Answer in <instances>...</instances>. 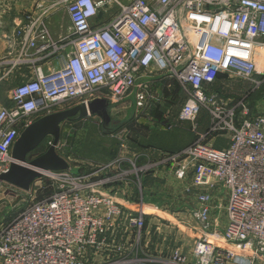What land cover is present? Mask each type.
<instances>
[{
  "label": "built area",
  "instance_id": "1",
  "mask_svg": "<svg viewBox=\"0 0 264 264\" xmlns=\"http://www.w3.org/2000/svg\"><path fill=\"white\" fill-rule=\"evenodd\" d=\"M62 12L70 24L55 36L50 18ZM1 24L0 84L12 86L0 105V184L16 140L42 116L96 99L110 113L139 112L113 134L121 153L107 164L78 175L43 170L28 192L14 186L28 200L0 222V264H93V251L101 264L154 261L138 252L158 212L143 201V182L161 173L184 184L177 195L196 223L190 255L175 246L161 264H264V98L256 110L250 103L264 89V0H52L8 32ZM237 83L247 94L225 96ZM178 95L175 119L168 102ZM186 123L195 139L182 150L126 153L138 132Z\"/></svg>",
  "mask_w": 264,
  "mask_h": 264
},
{
  "label": "rangeland",
  "instance_id": "2",
  "mask_svg": "<svg viewBox=\"0 0 264 264\" xmlns=\"http://www.w3.org/2000/svg\"><path fill=\"white\" fill-rule=\"evenodd\" d=\"M65 14L66 13L63 14V12L56 14L57 17H55V20L58 21L57 23L58 25H60V22L64 26L66 23H68L69 21L68 16ZM59 29L62 31L61 28ZM258 61H259V65L263 63V61H261L260 59ZM260 67L262 68L261 65ZM223 83H224L223 78L222 79L220 78L215 88L219 85H222ZM10 86H12L11 81L0 84V105H7L8 97H9V93H7L8 92L7 90L8 88H10ZM243 89H244L243 86L237 83L234 84L230 89H226L224 91V95L231 97L233 96L241 97L247 94V91ZM168 95L165 96L167 97V99L169 98ZM179 95L181 96L182 94ZM179 95L177 97L178 98L177 100L171 99L168 102L173 106L172 108L174 112L173 117L175 119H176L175 115L181 108L180 103L182 102L183 99V97L180 98ZM263 98H264V89L256 93H253V95H251L250 103H252L254 110H256L257 105ZM71 103L66 104V106L70 105ZM153 108L157 109V107H153ZM138 112L139 111L137 110L136 106L133 105H129L128 108L126 109L125 108L119 109L118 113L112 111L111 117L114 120L118 121L120 125L117 126V128H115V130H113V132L111 133H104L102 127L103 126L102 120L98 116H90V117L88 116L85 118H80L78 115L74 116V118L69 119L65 123H63V126L61 128V135L59 139L60 141L57 147V153L63 156L68 161L70 168L72 169V172L77 175L85 174L97 166H102L107 164V162L118 157L119 154L121 153L120 152L121 141L116 137H114L113 134L121 130L125 124L129 123L130 121L129 118L131 116L132 117L137 116ZM112 113L114 117L112 116ZM206 114L207 113L203 111L202 114L200 115V119L202 115H204L202 121L208 124L209 120L208 117H206ZM156 131L158 132H154V131L145 132V133L138 132V134H136L137 136L133 140L136 142L134 143V146L130 145V148L140 150L141 143H148V145L149 144L155 145V144H159L160 142L165 143L162 142L165 139L170 143L174 142L176 146H178L177 148H180L181 146H185L193 138L192 137L193 133L191 132L190 125L188 123L183 125L180 124L176 129L170 131L169 133L160 130H156ZM154 135H158L159 137H156ZM152 136L154 137L151 138ZM50 137L51 136L46 138L41 146L31 151L27 155L28 162L37 158V156L43 154V152H45L48 149L49 141H52ZM137 141H139V145H137L138 144ZM223 144L224 143L219 142L218 146L222 147ZM126 153L130 154L128 150ZM160 184L161 183L159 182V180L153 175L144 178L143 201L148 205L149 208L158 206L159 207L157 208L158 211L163 213V215H159L157 213L154 215V213L153 214L149 213L147 220H155V218L151 216H158L157 219L192 217L190 211L194 209V206L189 204L187 205L188 201L186 199L184 200L185 202L181 201L180 196L174 193L173 188H168ZM48 186H49L48 182L44 183L43 187L45 189V192H49L50 188ZM136 195L139 196L138 192L136 193ZM133 198H135V196H133ZM137 198L134 200H136L137 204H139ZM24 200H28V195H26L25 192L23 191L21 192L19 189L15 188L14 186L11 187L6 183L0 184V222L6 219H10L12 218L13 215H16L23 206ZM220 216H222L220 223L221 225H223L225 221L224 209L221 211ZM172 221L175 223L176 226L175 230H177V227L185 229L181 220L177 221L173 219ZM175 236L176 233L173 235V238L171 239L172 244L169 247L170 250H172V248L175 246L179 247V245H181L180 241L175 240ZM153 241L154 239H152L151 242H145V240L141 242L138 251L140 254V258L142 252L145 251L148 254V256L151 255V257L153 258L152 259L146 257V259L154 260L152 262L147 261L146 264H161L157 259H155L156 250H154L155 242ZM102 261L103 259H102L101 251H93L92 253L93 264H101ZM126 264H132V263H126Z\"/></svg>",
  "mask_w": 264,
  "mask_h": 264
},
{
  "label": "water",
  "instance_id": "3",
  "mask_svg": "<svg viewBox=\"0 0 264 264\" xmlns=\"http://www.w3.org/2000/svg\"><path fill=\"white\" fill-rule=\"evenodd\" d=\"M77 115L80 118L90 115L99 116L103 123L104 133H111L120 125L111 117L109 103L106 99L90 101L87 107L78 104L73 108L42 116L26 127L16 140L12 148L14 161L10 169L1 176V180L28 192L33 182L42 177L41 171L68 170L70 165L63 156L57 153V146L63 123ZM48 136L53 137V144L43 154L28 162L27 155L37 149Z\"/></svg>",
  "mask_w": 264,
  "mask_h": 264
},
{
  "label": "crops",
  "instance_id": "4",
  "mask_svg": "<svg viewBox=\"0 0 264 264\" xmlns=\"http://www.w3.org/2000/svg\"><path fill=\"white\" fill-rule=\"evenodd\" d=\"M50 1H52V0H0V21L2 23L1 24V26H2L1 30L4 33L8 32L10 30V28L14 25L15 21L18 20L19 18H22L23 15L25 14V12L37 9V6L39 4H41V3L45 4V2L49 3ZM55 17H57V16H55ZM55 17L50 18V25H51V28H52L55 36H58L60 33H62V31L59 29L60 27L58 28V26H59L57 24L58 21L55 20ZM107 17L108 16L106 14H102L99 17V21H103ZM69 24H70V21H68V23L65 24V28L68 27ZM56 30L59 32H57ZM3 48H4V45L0 41V52L3 51ZM163 88H164V84L159 82L157 84V89L159 90L160 93L164 92L165 89H163ZM169 93L170 92L166 91V94H169ZM153 115H154V117L158 116V112H154ZM203 117H204V115H202V117L200 119V121L202 123L201 124V130H204L208 125L202 121ZM206 117H207V115H206ZM154 132H158V131L154 130ZM154 136L159 137L158 135H154ZM154 136H152L151 138H153ZM194 139H195V137H193L192 140L190 142H188L185 146H181L180 148H177L178 146H176V144L174 142L170 143V142L166 141V139H165L162 141L165 143L160 142L159 144H155V145L149 144L148 146H146L144 148L140 146V150L130 148V145L134 146V143L136 142V141H132V142H129V152H130V154H135V153H139V152H153L155 154L157 149H163V150H167L169 152L179 151V150H182L183 148H185ZM218 141H219V139L217 140V144H218ZM137 142H138L137 145H139V141H137ZM155 177L161 183L160 185L166 186L168 188H173V191H174V193H176V195L178 192H180L177 187L184 185L183 183L177 181L178 186L175 187L174 178L172 176L170 177L169 175H166V174L161 173ZM157 207L158 206H156V207L154 206L151 211H155L154 209H156ZM156 213L159 215H163V213L160 211H158ZM151 217L155 218V220H147V226L145 228L144 234H145V242H151V240L154 239V241H153V242H155V244H154L155 249L154 250H156L155 259L158 260L159 258H162L170 250L169 247L172 244L171 239L173 238V235L175 233H176L175 240L181 242V245H179V246L182 247L184 252H187L190 255L191 250H192L191 248H192L193 243H194V237H195V233L191 230L192 229L191 227L193 225L196 226V223L192 217H189V218H173L174 220H177V221L181 220V222L183 223V225L185 227V229L177 227V230H175L176 226H175V223L172 221L173 219H157L158 216H151ZM147 244H149V243H147ZM177 244H178V242H177Z\"/></svg>",
  "mask_w": 264,
  "mask_h": 264
},
{
  "label": "bare ground",
  "instance_id": "5",
  "mask_svg": "<svg viewBox=\"0 0 264 264\" xmlns=\"http://www.w3.org/2000/svg\"><path fill=\"white\" fill-rule=\"evenodd\" d=\"M257 55H258V58H259L261 61H263V63L260 64V65L262 66V68H264V50H263V51H258V50H257ZM258 65H259V64H258ZM260 65H259V67H260Z\"/></svg>",
  "mask_w": 264,
  "mask_h": 264
},
{
  "label": "trees",
  "instance_id": "6",
  "mask_svg": "<svg viewBox=\"0 0 264 264\" xmlns=\"http://www.w3.org/2000/svg\"><path fill=\"white\" fill-rule=\"evenodd\" d=\"M146 146H148V143H141V147H146Z\"/></svg>",
  "mask_w": 264,
  "mask_h": 264
}]
</instances>
